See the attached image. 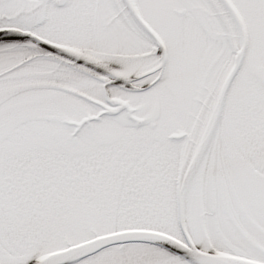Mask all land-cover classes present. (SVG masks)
<instances>
[{
  "label": "snow or ice",
  "instance_id": "1",
  "mask_svg": "<svg viewBox=\"0 0 264 264\" xmlns=\"http://www.w3.org/2000/svg\"><path fill=\"white\" fill-rule=\"evenodd\" d=\"M0 264H264V0H0Z\"/></svg>",
  "mask_w": 264,
  "mask_h": 264
}]
</instances>
